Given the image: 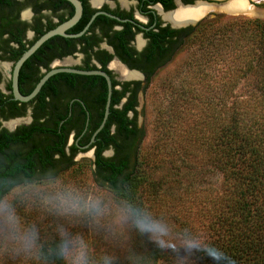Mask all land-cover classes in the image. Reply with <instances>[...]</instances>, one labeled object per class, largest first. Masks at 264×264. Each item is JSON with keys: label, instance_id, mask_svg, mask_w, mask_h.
Segmentation results:
<instances>
[{"label": "trees", "instance_id": "1", "mask_svg": "<svg viewBox=\"0 0 264 264\" xmlns=\"http://www.w3.org/2000/svg\"><path fill=\"white\" fill-rule=\"evenodd\" d=\"M31 1L24 0V4L28 5ZM218 19L216 17L186 28V36H182L179 42L180 50L198 38L204 49L217 51L215 49H220L219 45L225 43L224 36L232 39L239 29L244 28L243 32L246 33L251 30L247 37L252 36L250 41L257 48L249 46L246 51L237 54L244 65L238 68L236 77L245 80L242 87L247 90L245 96L233 100L227 109L211 111L209 120L201 118L203 115L199 117L208 125L209 133L206 142H203L205 132L200 136L202 143L193 152L196 157L194 164H187V152L182 146L184 151L182 154L180 152L182 164L179 167L188 169L190 176L180 175L183 174L185 179L201 177L206 173L221 176L219 186L205 201L206 240L200 252L199 264H264V20L239 17L227 20L225 24L213 25ZM209 30L213 33H209ZM230 30L233 34H228ZM214 54L204 51L208 58ZM197 70L198 73H205L201 65ZM236 82L230 83L229 88H236ZM193 90L189 88L186 93ZM118 102V99H112L111 113L105 127L92 143V146L98 145L92 161L93 175L99 184L134 199L162 220V216L153 211L154 202L161 198V188L170 187L169 180L164 176L155 178V166L144 158L140 161V144L145 129L137 125L136 117L127 116L133 104H127L123 109L115 108ZM102 119L103 116L93 131ZM171 120L168 117L165 124L171 126ZM70 121L71 117L68 116H53L51 128L46 130L45 136L38 137L35 136L37 132L44 133V123H41V129L32 126L21 128L14 139L20 144L19 159L15 163L4 164L0 160V189L47 173L56 176L77 164L74 160L76 143L72 146L74 151L71 154L65 150L72 130V127H67ZM113 125L114 131L111 129ZM7 145L0 142V157L7 153ZM109 146L115 148L114 155L103 156L102 151ZM129 238L124 248L125 254L120 256L121 264H128L124 258L129 252L139 258V264L180 263L172 245L163 242L158 245L132 231Z\"/></svg>", "mask_w": 264, "mask_h": 264}, {"label": "flooded vegetation", "instance_id": "2", "mask_svg": "<svg viewBox=\"0 0 264 264\" xmlns=\"http://www.w3.org/2000/svg\"><path fill=\"white\" fill-rule=\"evenodd\" d=\"M80 1L81 18L66 30L67 35L52 36L23 63L17 77L18 91L24 96L30 94L40 79L53 69L101 70L111 80V103L113 98L118 99L114 107L120 109L133 104L127 116L136 117L139 127L141 94L157 72L180 51L179 42L186 36V28L207 21L205 16L211 17L224 7L230 12L253 11V15L264 11V0ZM236 1L243 3L235 8ZM198 4L206 10L195 24L179 26L165 16L180 6ZM74 12V5L67 0H32L28 5L24 0H0V142L8 144L7 153L0 157L2 164L19 159L20 144L14 139L21 128L41 129L44 123V133L37 132L35 136H45L53 116L71 117L67 125L72 127L65 147L67 154L74 151L72 146L76 143L74 160L86 151H92L93 158L96 157L98 145L92 146V143L105 125L96 134L95 141L92 137L101 123L94 131L93 128L99 118L104 117L109 91L104 76L61 71L52 75L29 101L20 100L15 93V67L20 57L42 35L68 20ZM223 16L225 14L213 17ZM80 32L83 34L78 37L70 36ZM122 70L136 76L124 77ZM12 121H15L13 125ZM111 129L114 131L115 125ZM114 153L115 148L109 146L101 154L111 157Z\"/></svg>", "mask_w": 264, "mask_h": 264}, {"label": "rangeland", "instance_id": "3", "mask_svg": "<svg viewBox=\"0 0 264 264\" xmlns=\"http://www.w3.org/2000/svg\"><path fill=\"white\" fill-rule=\"evenodd\" d=\"M222 9L225 11L218 9L214 15L225 14V16L220 17L213 25L225 24L227 20L239 17L264 20L262 10L259 14L253 15V11L241 13L230 12L225 7ZM214 15L211 17L207 15L204 18L211 21ZM243 30L244 28L239 29L232 39L224 36L225 43L218 44L220 49H215L217 51H212V48L204 49L201 41L195 38L183 47L170 63L157 72L147 90L141 94L138 120L145 129V136L140 144L139 159L141 161L144 158L155 166L153 171L155 178L160 179L164 176L169 180L170 187L166 186L164 190L161 188V198L158 197L154 202L153 211L161 215L162 220L169 225V236L162 242L173 246L179 257V264H199L200 252L206 240L205 201L221 182L220 175L211 173L185 179L182 175L190 176V171L179 167L182 164L180 152L183 153V146L187 152V164H194L196 157L193 152L202 143L200 136L205 132L203 142H206L209 133L208 125L204 124L199 117L203 115L201 118L206 117V120H209L211 111L225 110L233 100L245 96L247 89L242 87L245 80L236 77L239 74L238 68L242 67L244 62L237 57V54L246 51L249 46L252 49L257 46L250 41L252 36L247 37L251 30L247 33ZM209 33L213 31L209 30ZM228 34H233L232 30L228 31ZM204 51L216 54L208 58L205 57ZM198 65L203 66L205 73L197 72ZM234 81H237L236 88H229V84ZM189 88L194 90L186 93ZM168 117L172 119L169 122L171 126L165 124ZM93 157L92 151L79 154L75 160L77 164L56 176L85 189L100 190L107 187L95 180L92 172ZM153 157L156 158L152 160ZM180 173L183 174L180 175ZM20 211L29 222L39 227L44 237L53 236L54 219L52 217L31 206L22 205ZM82 230L96 251L111 250L118 256L125 254L124 248L129 242L130 231L121 240H114L89 233L86 228ZM192 241L198 248L194 254L189 256L178 251L177 248L190 246ZM0 264H12V261L0 258Z\"/></svg>", "mask_w": 264, "mask_h": 264}, {"label": "clouds", "instance_id": "4", "mask_svg": "<svg viewBox=\"0 0 264 264\" xmlns=\"http://www.w3.org/2000/svg\"><path fill=\"white\" fill-rule=\"evenodd\" d=\"M22 205L54 219L51 238L28 221ZM84 228L114 240L132 231L158 245L170 233L148 208L111 187L85 189L47 173L0 189V258L12 264H121L114 251H96ZM177 249L189 256L198 251L194 241ZM124 259L139 264L131 252Z\"/></svg>", "mask_w": 264, "mask_h": 264}, {"label": "water", "instance_id": "5", "mask_svg": "<svg viewBox=\"0 0 264 264\" xmlns=\"http://www.w3.org/2000/svg\"><path fill=\"white\" fill-rule=\"evenodd\" d=\"M70 3H72L75 7V12L72 15V17H70L68 20H66L65 22L61 23L59 26H57L55 29L50 30L48 32H46L44 35H42L28 50H26L24 52V54L20 57V59L18 60L16 67H15V79H14V86H15V93L16 96L22 100V101H29L30 99H32L42 88V86L44 85V83L55 73L57 72H61V71H69V72H76V73H80V74H100L102 76H104L107 81H108V98H107V102H106V108H105V113H104V117L103 120L100 124V126L96 129V131L93 134L92 137V141H95V136L96 134L104 127L109 113H110V106H111V94H112V85H111V80L110 77L108 76V74L104 71L101 70H79V69H72V68H57V69H53L49 72H47L41 79L40 81L37 83L35 89L28 95L24 96L22 94L19 93L18 91V87H17V77H18V73L19 70L21 68V66L23 65V63L49 38H51L52 36L56 35V34H60V35H67L66 34V30L69 29L70 27H72L73 25H75L79 19L81 18L82 12H83V6H82V2L80 0H67ZM197 18L196 17H192L191 20H189L188 22H184V24H180L179 26H183V25H188L190 23L195 24L197 22ZM83 32L80 33H76V34H71L70 36L73 37H78L80 35H82Z\"/></svg>", "mask_w": 264, "mask_h": 264}, {"label": "bare ground", "instance_id": "6", "mask_svg": "<svg viewBox=\"0 0 264 264\" xmlns=\"http://www.w3.org/2000/svg\"><path fill=\"white\" fill-rule=\"evenodd\" d=\"M235 1V0H234ZM232 1V2H234ZM243 3V1H236L235 4H233V7H238L240 6V4ZM244 6V5H243ZM206 10V7L198 4L196 6L193 7H183L180 6L176 11L171 12V13H167L165 16L167 19H170L171 21H173L174 23H178V24H184V22H188L189 20L192 19V17H196L197 19L201 18L204 14ZM251 12V11H249ZM203 14V15H201ZM206 14V13H205ZM124 77H135L136 73L133 72H129L126 70H122L121 71ZM15 123V121H12L10 124L13 125Z\"/></svg>", "mask_w": 264, "mask_h": 264}]
</instances>
